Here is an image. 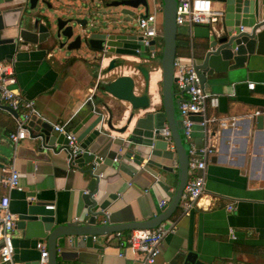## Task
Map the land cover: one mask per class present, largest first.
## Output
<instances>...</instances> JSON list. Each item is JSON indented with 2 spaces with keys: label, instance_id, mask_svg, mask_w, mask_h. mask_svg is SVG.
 <instances>
[{
  "label": "crops",
  "instance_id": "obj_1",
  "mask_svg": "<svg viewBox=\"0 0 264 264\" xmlns=\"http://www.w3.org/2000/svg\"><path fill=\"white\" fill-rule=\"evenodd\" d=\"M6 1L0 0V10L6 6ZM98 1L94 0L91 5L88 0H47L49 7L39 5L36 13L51 21L72 16L97 27L116 13L114 9L102 8ZM102 1L110 3V0ZM153 3L159 8L156 11L159 30L153 39L155 57L152 60L148 58L149 51H145L142 59L135 55H108L97 60L85 52L44 53L26 48L15 52L0 47V63H14L12 88L22 98L34 102L39 117L53 126L67 124L71 131L92 110L102 115L103 129L105 122L111 120L114 131L110 136L117 143L126 141L138 121L153 129H163L167 123L158 61L163 49L162 2L147 0V14L153 13ZM212 4L222 10V5ZM219 22L178 26L175 59L186 65L200 64ZM111 61H115V69L107 71ZM136 65L148 71L149 107L133 111L129 103L110 96L101 99L105 103L103 107L96 89L98 81L132 76ZM251 84L253 90H249ZM204 90L218 97V107L209 111L218 121L208 127L215 152L206 162L205 191L200 201L203 208L194 209L188 216H181L179 209L174 213L170 221L176 222V233L162 241L160 254L153 264H168L179 253L189 251L199 254L207 264H264V54L254 55L232 72L208 77ZM135 93L141 95L140 91ZM173 93L174 100L183 99L175 84ZM87 103H91V107ZM175 109L180 126L178 104ZM99 118L94 115L90 120L94 123ZM231 119L236 122L233 126L228 125ZM192 120L195 124L192 139L200 147L203 144V134L197 125L200 118L193 116ZM220 122L227 124L221 127ZM16 126L17 119L0 109V178L15 171L20 187V190H8L0 185V198L9 197V209L16 217L23 212L26 203L39 202L54 207L52 212L61 225L76 219L81 221L86 214L81 195L88 178L82 180L77 171L68 169L62 154L37 150L36 141L28 136L12 144L8 134L15 132ZM75 135L81 141L82 134ZM182 139L187 149L183 136ZM156 155L151 164H146L145 160L139 167L125 160H121L116 171L99 166L103 176L95 196L98 210L110 213L111 221L124 223L141 221L142 216L158 212L162 201L170 199L174 192L178 169L175 151L168 146L165 152L158 151ZM31 194L35 197H29ZM231 231L234 240L229 237ZM129 233L122 232L124 236ZM84 241L85 246L81 248L69 243L62 247L58 243L59 255L64 254L63 258L58 257V264H143L139 257L119 247L114 233ZM38 242L42 240L27 239L23 232L16 230L14 264H36L40 256L36 249Z\"/></svg>",
  "mask_w": 264,
  "mask_h": 264
},
{
  "label": "water",
  "instance_id": "obj_2",
  "mask_svg": "<svg viewBox=\"0 0 264 264\" xmlns=\"http://www.w3.org/2000/svg\"><path fill=\"white\" fill-rule=\"evenodd\" d=\"M88 1L91 5L94 3V0ZM210 1L222 5L223 17L216 20L220 22L213 36L209 38L200 64L196 66L199 82L203 88L206 86L208 77L232 72L248 62L249 58L254 55L264 54L263 0ZM98 2L102 8L114 9L116 13L112 19L96 27L90 26L85 19L72 16L51 21L47 16L37 14L36 9L39 5L49 7L47 0H7L6 6L0 10V47L12 49L15 52L23 48L44 53L85 52L92 54L97 60H102L108 55H135L142 59L145 58L143 55L145 51L155 50L154 40H150L149 47H144L142 37L136 32V19L147 14V0H110L109 4H105L102 0ZM161 2L163 49L158 61L161 71L164 116L174 146L175 163L178 169L174 192L170 199L164 200L165 204L158 212L142 216L141 221L133 220L127 223L111 221L110 213L103 209L98 210V203L95 200L98 184L103 176L102 171L99 172V166L116 171L121 160L129 161L138 167L145 160H147L146 164H151L152 158L157 156L156 152H165L167 148L166 142L159 135L160 130L138 121L126 141L117 143L110 136V132L114 131L111 120L108 119L105 122L106 128L103 129L102 115L92 110L73 131L68 128L67 124L64 125L78 142L79 150L74 154L67 146L66 137L53 132V125L39 117L36 110L37 114L30 118L25 127L28 137L36 141V149L48 150L56 155L62 154L68 169L77 171L82 180L88 178L81 195L86 210L81 221L76 219L61 225L52 210L46 209L45 203L39 202L26 203L23 212L17 216L15 232L16 230L23 232L27 239L42 240L38 243L44 244L47 249L48 264H58V257H64V254L59 255L58 243H61L62 247L69 243L81 248L85 246L84 239L87 238L117 232L152 229L163 222H171L170 218L178 210L190 171L188 170L187 149L183 143L175 109V104H179V101L174 100L173 93V85L176 82L173 76V62L176 56L178 30L175 24L176 0H161ZM82 6L84 7L85 3H82ZM140 8L144 9V13L139 15L137 12ZM148 58L153 59L150 56ZM12 64L14 66V63ZM114 69L115 61H111L107 71ZM137 76L139 79L136 78ZM148 81L147 69L136 65L133 67L132 76H118L112 81L101 79L96 89L100 102L103 97L110 96L115 100L129 103L133 111H139L147 109L150 105L147 95ZM138 91L141 95L135 93ZM95 100L98 101L97 97ZM91 101L90 98L89 102ZM101 104L105 107V103L101 102ZM87 105L91 107V103ZM0 109L11 113L17 119V113L7 106L0 104ZM94 115L100 118L92 123L90 119ZM257 120L259 124L262 121L261 117ZM77 132L82 134L81 141L75 135ZM114 146L116 148H113ZM121 151L123 153H120ZM100 153L105 155H100ZM120 167L123 166L120 165ZM29 197L34 198L35 196L31 194ZM229 237L235 239L233 233H229ZM168 264L207 263L199 257V254L189 251L179 253Z\"/></svg>",
  "mask_w": 264,
  "mask_h": 264
},
{
  "label": "built area",
  "instance_id": "obj_3",
  "mask_svg": "<svg viewBox=\"0 0 264 264\" xmlns=\"http://www.w3.org/2000/svg\"><path fill=\"white\" fill-rule=\"evenodd\" d=\"M154 4V3H153ZM157 6L153 7L152 14H146L136 19V28L142 43L149 47L150 40L158 34V24L156 20ZM223 17L221 9H215L210 0H176L175 24L182 26L189 25H210L212 22ZM151 58L155 57V50L149 51ZM173 76L176 80L175 88L183 95L179 101L178 113L181 117L180 128L185 143H187L188 170L190 175L183 189L178 209L181 216H187L194 209H201L200 201L205 191L206 162L214 154L215 149L208 134V127L216 123V117L210 115L209 111H214L218 107V97L209 95L199 82L198 71L194 63L183 64L179 59H174ZM15 85V77L12 63H0V104L7 106L17 113L16 131L8 134L9 141L16 145L20 140L28 136L26 125L30 118L37 114L34 102L22 98L12 87ZM249 90H253L254 85H249ZM193 116H198L197 123L202 131L203 144L197 147L192 139L194 121ZM235 120L231 119L228 125H235ZM227 123L220 122L221 127ZM53 132L64 135L68 141V148L75 154L78 152V142L74 135L67 131L64 125L53 126ZM159 135L167 146L174 151L170 131L167 126L159 131ZM176 169V167H175ZM0 185L8 190H20L18 185V175L11 171L8 176L0 178ZM162 205L165 204L163 201ZM10 199L8 196L0 198V264H14L13 256L15 248L13 236L16 227L17 217L11 213ZM208 207V206H207ZM53 206H46V209L53 210ZM232 210V207H228ZM176 222H163L152 229L133 230L127 236L122 232L114 233L115 240L119 247L127 249L131 255L141 259L143 264L155 263L160 254V244L162 241L176 233ZM232 234V231L230 232ZM95 237H93L94 239ZM36 249L39 251L38 264H48V253L44 244L37 243ZM122 255V254H120Z\"/></svg>",
  "mask_w": 264,
  "mask_h": 264
},
{
  "label": "rangeland",
  "instance_id": "obj_4",
  "mask_svg": "<svg viewBox=\"0 0 264 264\" xmlns=\"http://www.w3.org/2000/svg\"><path fill=\"white\" fill-rule=\"evenodd\" d=\"M143 12H144V9L143 8H140L137 13L140 15ZM159 59H160V55H159Z\"/></svg>",
  "mask_w": 264,
  "mask_h": 264
}]
</instances>
